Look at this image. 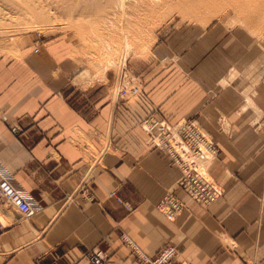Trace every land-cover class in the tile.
<instances>
[{"label": "crops", "instance_id": "obj_1", "mask_svg": "<svg viewBox=\"0 0 264 264\" xmlns=\"http://www.w3.org/2000/svg\"><path fill=\"white\" fill-rule=\"evenodd\" d=\"M9 53H0V181L35 213L0 201V264H89L82 256L95 247L108 264H142L124 234L151 258L174 245V264H264L263 17H219L158 43L131 103L74 89L60 49ZM150 117L208 131L220 200L202 206L179 192L186 210L172 221L158 211L181 172L147 145Z\"/></svg>", "mask_w": 264, "mask_h": 264}, {"label": "rangeland", "instance_id": "obj_2", "mask_svg": "<svg viewBox=\"0 0 264 264\" xmlns=\"http://www.w3.org/2000/svg\"><path fill=\"white\" fill-rule=\"evenodd\" d=\"M202 1L203 4L198 0H0V53L6 51L12 57L9 51H17L18 46L25 45L36 53L41 49H60L64 53L59 58L60 64L69 67L66 75L69 84L75 85L74 89L81 92L80 89L89 88L90 97L107 93L115 102H136L141 97H130L124 88L138 84L144 91L140 94L144 95L145 73L155 66L158 43L175 41L185 27L204 28L219 17L233 15L239 19H264V0ZM148 118L142 123L162 122ZM188 121L194 122V119ZM202 132L206 133L204 129ZM146 134L148 138L149 134ZM211 141L219 156L220 150L212 137ZM147 145L159 151L155 145ZM182 179L180 174L176 181L178 192H169L164 197L173 199V204L170 200L161 201L160 209L168 215L187 209L188 203L179 192L186 194L192 202L210 203H207L210 196L199 201L191 198L179 186ZM215 184L221 195L213 203L224 195V189L217 182ZM193 186L198 190L196 185ZM117 201L121 203V200ZM166 248H175L177 254L174 245H166L152 258L143 255L151 264ZM130 249L145 264L134 249ZM176 254L170 264H174ZM105 257V264H108L109 257Z\"/></svg>", "mask_w": 264, "mask_h": 264}, {"label": "built area", "instance_id": "obj_3", "mask_svg": "<svg viewBox=\"0 0 264 264\" xmlns=\"http://www.w3.org/2000/svg\"><path fill=\"white\" fill-rule=\"evenodd\" d=\"M192 124L193 122L191 121L187 122V125L181 121L174 124H167L164 121L149 123L147 125H150V128H144L149 134L147 143L155 145L161 153L169 157L173 166L176 165L181 169L183 179L180 181L179 186L187 191L191 198L199 201L203 197L210 196L207 203H213L221 195V190L214 186L216 185L214 181L200 174L198 171V159L203 158V152L207 148L217 157V150L212 141L206 137L205 132L203 133L199 128L198 131H195ZM154 127L156 131L153 130ZM193 185H196L198 190ZM0 200L16 206L18 211L26 218L33 216L35 213V209L31 207L28 199L13 186L10 180L0 181ZM165 200H170L173 204V199L166 197L163 201ZM158 208L161 210L160 205ZM163 212L166 214V211ZM166 215L168 218H172V216L175 217L177 214ZM130 244L132 246H128L134 249V252L139 255L141 260L145 264H149L147 262L148 258L141 254L132 242ZM175 254V248H166L156 261L151 264H170ZM82 258L91 264H105L106 259L104 252L99 248L88 251Z\"/></svg>", "mask_w": 264, "mask_h": 264}, {"label": "bare ground", "instance_id": "obj_4", "mask_svg": "<svg viewBox=\"0 0 264 264\" xmlns=\"http://www.w3.org/2000/svg\"><path fill=\"white\" fill-rule=\"evenodd\" d=\"M155 1V0H154ZM185 1V0H184ZM199 1V3H202L203 1L202 0H198ZM200 1H202V2H200ZM193 4H194V2L193 1H191ZM191 3V4H192ZM205 3V2H204ZM189 4H190V2H189ZM188 4V5H189ZM196 4V3H195ZM198 4V3H197ZM203 4V3H202ZM201 4V5H202ZM196 6V5H195ZM198 8V7H197ZM198 10V9H197ZM84 73V72H83ZM83 73H81V76L83 75ZM87 75V74H86ZM85 77V76H84ZM137 86H138V84L137 85H132V86H129L128 87V89L127 88H124V90L126 91V93H129L128 95L130 96V97H135V96H137V95H139L140 93H141V89L140 88H137ZM139 90V91H138ZM181 122L182 123H184V124H186L187 125V122H190V121H188V119L186 118V119H182L181 120ZM168 124V123H167ZM192 127H193V129L195 130V131H198V128L202 131V127L194 120V122H193V124H192ZM147 129L148 128H150V125H149V127L147 126L146 127ZM206 132H208L207 130H206ZM206 134V137L208 138V139H210L211 140V136H209L208 135V133H205ZM204 153V155H203V158H199L198 159V165H199V167H198V171L200 172V174L202 175V176H204V177H206L207 179H209V180H211V181H214V182H216L215 181V179L211 176V174H210V170H211V168L213 167V165L216 163V161H217V159L216 158H218V156L216 157V155L215 154H213V153H211V151H209L208 150V148H207V150L205 151V152H203ZM216 157V158H215ZM175 167H177L179 170H180V172H181V169L178 167V166H176L175 165ZM200 175V176H201ZM1 180H4V181H9L10 179L8 178V179H6V177L5 178H2ZM11 181V180H10ZM11 183H12V181H11ZM13 184V183H12ZM217 185V184H216ZM220 185V184H219ZM13 186L17 189V187L13 184ZM18 190V189H17ZM164 199V198H163ZM188 200H190L189 198H188ZM0 201H2V200H0ZM3 203H6V202H4V201H2ZM161 203V202H160ZM160 203L157 205V209H158V211L159 212H161L168 220H170V221H172V220H174V218L177 216V215H179V214H177L175 217H173L172 216V218H168V216L163 212V211H161V210H159V205H160ZM6 204H8V205H10V206H13V205H11V204H9V203H6ZM200 205H202V206H209V205H203V204H200ZM13 207H15L16 208V206H13ZM17 209V208H16ZM18 210V209H17ZM22 215V214H21ZM122 241L124 242V244H126V245H129V246H132L130 243L132 242V240L127 236V235H122ZM133 243V242H132ZM134 244V243H133ZM135 245V244H134ZM136 246V245H135ZM136 248H137V246H136ZM138 249V248H137ZM139 250V249H138ZM140 251V250H139ZM141 252V251H140ZM105 253V252H104ZM141 254H143L142 252H141ZM106 255V254H105Z\"/></svg>", "mask_w": 264, "mask_h": 264}]
</instances>
